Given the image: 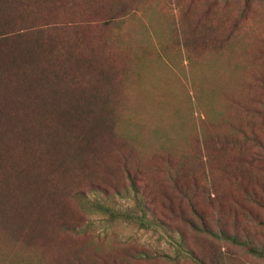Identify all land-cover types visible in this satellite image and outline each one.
I'll return each mask as SVG.
<instances>
[{
  "label": "rangeland",
  "instance_id": "1",
  "mask_svg": "<svg viewBox=\"0 0 264 264\" xmlns=\"http://www.w3.org/2000/svg\"><path fill=\"white\" fill-rule=\"evenodd\" d=\"M59 1L62 6L53 0L54 5L38 12L41 24H48L42 35L55 40L54 50L48 48L52 86H71L68 95L76 102V93L85 86L78 85L77 79L87 80L90 77L85 73L95 72L90 79L98 85L95 91L106 90L101 95H111V99L98 100L97 108L94 105L89 111L71 109L75 104L60 105L55 95L45 92L50 85L47 80L44 84L34 81L33 86L44 91L42 95L48 102L28 103L32 110L27 112L33 113V120L48 121L44 126L48 135L65 127L81 159L73 168L59 167V162L54 164L50 156L42 157L37 149L33 162H39L42 170L34 171V183L27 179V187L35 195L44 175L48 186L43 189L48 188L49 194L54 183L75 189L84 187L83 182L91 175L105 179L120 194L87 189L86 217L90 222L86 235L63 236L65 242L97 247L102 252L113 246L120 252L137 247L150 254L170 256V260L160 257L152 261L155 263L137 264H193L189 259L174 258V231L182 228L188 234L183 224L165 221L173 234L163 229L145 230L129 220L114 219L99 207L116 215L138 207L131 183L121 171L122 155L128 154L125 163L133 171H146L144 177L140 176V198L165 220L161 215L163 197L150 200L160 193L161 184L169 189L167 177L153 167L161 165L162 156L170 157L177 165L182 151L194 158L198 154L203 160L207 153L201 148L202 142L227 129L214 125L220 112L234 119L227 97L249 100L251 91L244 88L245 81H264V0L248 5L231 0L216 5L212 0ZM212 21L220 25L216 39L207 29ZM229 34L235 35L232 43L227 41ZM78 52L93 64L78 62ZM51 98L59 104L57 110L50 108ZM190 167L195 168V164ZM169 193L176 209L188 210L174 190ZM198 204L209 211L203 198ZM7 258L0 256V264H6ZM243 260L255 264L245 256Z\"/></svg>",
  "mask_w": 264,
  "mask_h": 264
},
{
  "label": "trees",
  "instance_id": "2",
  "mask_svg": "<svg viewBox=\"0 0 264 264\" xmlns=\"http://www.w3.org/2000/svg\"><path fill=\"white\" fill-rule=\"evenodd\" d=\"M52 1L0 0V256L8 257L6 264H137V261L151 263L160 257L168 259L169 255L150 254L137 247L120 252L113 246L102 252L97 247L64 241L63 236L86 235L90 222L86 217L87 189L120 194L107 180L91 175L83 182L84 187L75 189L54 183L49 194L48 188L43 189L48 186L44 175L38 184V195L27 187V179L34 183V171L42 170L39 162H33L37 149L42 157L50 156L54 164L59 162V167L73 168L81 159L76 144L69 142L70 132L65 127L50 131V136L44 130L48 121L33 120V113L27 112L32 110L28 103L48 102L42 95L44 91L33 86L34 81L44 84L47 80L50 85L45 92L55 95L60 105L75 104L71 109L89 111L94 105L97 108L98 100L111 99V95H101L106 90L95 91L98 85L90 81L95 72L85 73V77H90L87 80L77 79V84L86 88L76 93V102L68 95L71 86L56 89L52 86L53 67L48 48L54 50L55 40L42 35L48 24H41L38 14L44 6L46 9L54 5ZM57 1V6H62ZM212 1L216 5L230 0ZM231 1L248 5L257 0ZM219 28L217 21L207 26L214 39L220 33ZM234 39L235 35L229 34L227 41L232 43ZM71 57L72 53L68 60ZM76 60L93 64L80 53ZM244 88L251 91L249 100L235 95L227 97L234 119L227 118L225 111L220 112L214 125L221 124L227 129L202 142L201 148L207 153L203 160L198 154L194 158L182 151L177 165L170 157L162 156L161 165L153 167L167 177L169 189L161 184L160 193L150 200L163 197L161 215L165 220L140 198L143 183L140 176L144 177L146 171L141 173L140 168L133 171L125 163L128 154L122 155L121 171L131 183L138 207L118 215L99 208L114 219L129 220L145 230L168 231L165 221L183 224L188 234L182 228L174 231L177 236L174 258L189 259L193 264H247L245 256L255 264H264V81H245ZM79 102H83L82 106ZM57 103L53 100L50 108L57 110ZM218 175L223 178L218 179ZM169 190L187 203L188 210L174 207ZM199 198L209 205V211L198 204ZM223 244L228 249L223 250Z\"/></svg>",
  "mask_w": 264,
  "mask_h": 264
}]
</instances>
